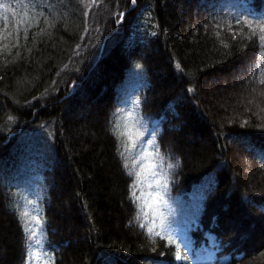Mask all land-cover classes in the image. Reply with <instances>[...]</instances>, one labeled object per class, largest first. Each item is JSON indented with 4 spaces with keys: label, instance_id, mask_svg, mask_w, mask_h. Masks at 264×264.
<instances>
[{
    "label": "trees",
    "instance_id": "trees-1",
    "mask_svg": "<svg viewBox=\"0 0 264 264\" xmlns=\"http://www.w3.org/2000/svg\"><path fill=\"white\" fill-rule=\"evenodd\" d=\"M257 22L264 0H0V264H264Z\"/></svg>",
    "mask_w": 264,
    "mask_h": 264
},
{
    "label": "snow or ice",
    "instance_id": "snow-or-ice-1",
    "mask_svg": "<svg viewBox=\"0 0 264 264\" xmlns=\"http://www.w3.org/2000/svg\"><path fill=\"white\" fill-rule=\"evenodd\" d=\"M132 2L135 3L136 0H132ZM5 7H6V6H5ZM14 14H15V13H14ZM6 19H7V17H5V20H6ZM238 23H239V21H238ZM245 23L249 26V28H252V27H253V22H252V21H250V20H246ZM257 25H258V27H259L260 32L262 33V35L260 36V40H261V41H264V23L257 22ZM5 27H7V25H5ZM119 134H120V135H123V136H127V139H128L129 141L133 140V137H132V135L130 134V130L127 128V126L125 127V130L122 131V132H120ZM141 134H142V133H141ZM149 167H155V165H150ZM152 174L155 175V173H152ZM137 176H138V178H140V177H141V173H137ZM149 197L152 198V199H151V203H149L148 200H145V201H144V206H145L146 208H148V209L154 211V205L157 204L158 202H162V199H163V198H162L161 196H159L158 193H157L155 196H153L152 193H149ZM21 215H23V216H27L28 213H27V212H22ZM33 219H36L37 222H39V221H38V218L33 217ZM160 227H161V230L164 231V221H163V217H162V215H161ZM149 231L151 232L152 229H149ZM33 235H35V233H33ZM168 239H169V242H170V243H173V244L176 243V241L173 240L171 237H168ZM177 247H179V245H177ZM176 256H177V259H180V258H181V254H180L179 252L176 253ZM38 258H39V257H38Z\"/></svg>",
    "mask_w": 264,
    "mask_h": 264
},
{
    "label": "rangeland",
    "instance_id": "rangeland-1",
    "mask_svg": "<svg viewBox=\"0 0 264 264\" xmlns=\"http://www.w3.org/2000/svg\"><path fill=\"white\" fill-rule=\"evenodd\" d=\"M120 15H124V11L120 13ZM239 76L241 77V75L239 73L235 74V75H232V76ZM256 95V94H255ZM250 166H253L252 163H250L249 165L247 164V167H246V174L250 175L252 173V167ZM148 170L150 171V168H148Z\"/></svg>",
    "mask_w": 264,
    "mask_h": 264
}]
</instances>
